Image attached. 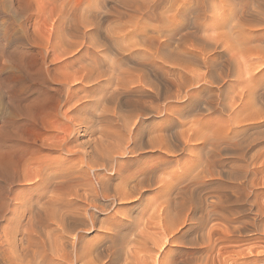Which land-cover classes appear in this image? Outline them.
Instances as JSON below:
<instances>
[{"label":"bare ground","instance_id":"obj_1","mask_svg":"<svg viewBox=\"0 0 264 264\" xmlns=\"http://www.w3.org/2000/svg\"><path fill=\"white\" fill-rule=\"evenodd\" d=\"M39 1L36 18H39L40 20H38L42 22H39L40 25L43 24L42 27L40 26V29L35 30L38 31L41 36L40 45L43 49V52L37 53L40 56L39 67L37 68L36 73L27 68L25 62L22 60L23 52H18L17 56H15V52H13L14 55L11 52V54H7L10 59L15 56V62H13L14 65H12L14 66V72H12V74H15L14 77L17 79V84L13 90L12 102L9 105L7 104L8 107L6 106L5 112L2 113L4 122L2 124L1 136L2 139H8L14 136V148L22 151L23 149L28 148L21 144L22 137H24L22 136V129L28 126L36 127V124L39 123V129L41 130L42 128V131L39 130L40 148L46 149L48 152L46 151L47 153L39 154L38 152L40 150H38L35 151L37 156L28 158H23L20 155L18 160L10 163H8L7 160L1 159L0 176L6 181L17 180L19 182H26L27 184L35 183L37 188H41L42 191L38 189L40 192L43 193L44 189V192L47 191V193L49 192V194H52L51 196L47 194L49 195L48 201L40 202L39 205L36 203L38 205L37 208L42 209L48 214H45V217L51 215L53 218L55 224L53 230L49 228L50 225L49 227H47L48 225L45 226L46 222L44 221L43 225L47 227L48 230L50 229L49 233L51 231V233L55 235L54 238L56 241L53 239L55 241V247L59 245L58 248L64 250L68 245L70 246V251L60 250V252L63 251V253H58L59 250L53 247L52 249L58 250H53V252L55 251L58 254H61L60 258H62L63 261L64 259L69 260L70 257H72V259L74 258L75 264H223L220 260H208L206 255L212 248L209 245L204 244L197 247L194 243L198 242L195 240L192 241V239L189 240L190 243H187H189V245H195L196 247H183L184 245H180V243L183 242V240H180L182 233L199 227V225L203 223L205 215L209 213L207 208L204 210L202 209L203 206L201 207V201L198 199L199 192L207 187V182L204 181V178L202 180L198 179L199 181L196 180V182L190 181L192 183L188 182L189 185H182L183 187L180 188L177 187L176 191L174 189L175 192L172 190V187L176 180H180L179 178H181L182 175L184 176L187 172H190L189 169L195 171L194 169L198 168L204 163V161L207 163V169L205 172L207 171V173H209L208 175L211 173L213 174L210 170V166L212 165L209 163L217 165L221 162V154L226 151L225 146L227 145L224 146V139L225 137L227 138L228 134L224 131L218 132V129L216 132L217 135L214 133L215 135L213 134L214 136L212 138L209 136L207 137L208 133L205 134V131L202 132L203 130H198L199 125H197L198 129L195 128L196 122L191 124L192 126H189V129H185L186 127H184V129H178V131L175 129L178 128V125L180 127L185 125L184 121H182L184 111H190L194 107L200 106L203 111L210 113L213 109L222 104L221 93L222 89H224L223 87L227 85L226 78L231 77L234 74L230 72L229 67L226 70H221L220 73H216L214 70V68H217V52L223 50L221 49V44H219V42L222 37L225 39V42L226 40L229 41L227 43L229 46H232L231 43L234 41L241 46L242 49L243 46H245L247 48L244 47V49H249L250 51L252 46L249 45H251V38L254 35L253 32L255 29L251 27V23L249 24L251 15L249 16V12L246 9V3L248 0H116V3L118 2L122 8L119 10L116 9V11L111 10L112 12H116V17H113V19L115 18L119 24H117L118 28L113 24L117 29V36L131 35L134 37L132 40L135 39V37L140 38V42L148 52H129V50L135 48L136 45H140L137 44V41L135 40L136 45L132 42L135 47L131 45V47L133 46L132 48L130 47L131 49L124 45V48L126 49H122L125 50V52H96L95 49L94 52H89L90 50L92 51L91 48L88 52H74L80 39L76 43V40H69V38L67 39V36L73 38L75 35L77 36L78 33L82 32L85 34V29L88 26H93L94 19L100 16L96 15L97 11H100L98 8L100 9L106 0H86L84 5H80V3H76L72 0ZM235 1L239 2V4L241 3V6L237 5L240 9L236 12L231 9V6H234L232 4L233 2L235 3ZM217 2L220 3L219 6ZM254 2L261 1L255 0ZM78 10L80 11V16L83 17V14L86 13L85 16L88 17H85V23L83 20V24L75 21V19H77L76 17L79 16V12H77ZM101 12H103V10ZM112 14H110V16ZM67 18L70 20L68 25L65 21ZM86 19L90 21V24L86 22ZM81 20L82 18L79 19V21ZM91 20H93L92 23ZM116 21L114 20V22ZM35 22L37 23V21ZM109 22L111 21L109 20ZM114 22L112 21L111 23ZM107 30L109 33V29ZM198 32L202 35H197L196 33ZM117 36L115 38H117ZM191 36L195 37L196 41L194 38L193 39L196 44L192 42V39L190 40ZM213 38H219V40ZM73 39L77 38L74 37ZM126 41L127 40H125V42ZM82 42L80 43L81 45H83ZM128 44H130V42H128L127 45ZM87 45L88 44L84 46L86 47ZM104 45L106 46V43ZM101 46L103 45H99V47ZM237 46L235 47L237 48ZM238 48L240 49V47ZM227 49H229V47ZM116 50H118V48ZM135 54L139 55L141 60H144H139L141 62L137 60L138 62L135 63V65L129 66L128 61L132 60V56ZM47 60L50 64H47ZM132 61L135 62L134 60ZM228 61L230 64L235 63L237 60L228 55ZM163 63L167 66H163ZM194 64L205 69L206 76L204 78L201 74H195L196 72H194L191 67ZM63 68L70 70L60 71V69ZM56 69L57 71H60H58L59 74L57 72V76L48 77L51 79L50 81L55 83L53 87L47 88L50 92L46 89L36 92L34 78L37 77L43 81V77L50 76V71ZM205 73L203 72V74ZM241 75L242 74H237L236 77L241 78ZM201 76L204 80L201 79ZM254 78L255 77H249L246 78V80L245 78H243L244 80L241 78V82H245L243 85L248 97L250 94L255 95L258 90L257 82H255L257 78L255 80ZM200 80H203L204 82L202 81V83H200ZM205 83H216V88L212 85L209 86L217 89L212 92L213 89L210 88L212 90L207 97H204V90L207 89ZM260 86L258 85V87ZM263 87L264 86L260 88ZM182 89L184 93L183 98L186 96L184 100L187 101L188 105L181 110V108L173 107L170 100L175 97V95L177 97ZM145 91H150L158 101L161 97L164 98L165 102L161 104L159 103L160 101H140L141 99L133 101L135 102L133 104L124 102L122 104L127 109L123 106L124 110L120 113L122 115H119L116 119L115 113L117 111L115 112L113 110L114 108H112V106L110 107L109 104L111 102L116 103L121 95H128L131 92L141 93ZM261 91L263 92V89L260 90V92ZM262 92L259 93L260 97L258 96V98H261L262 95L264 96V93ZM250 97L251 99L253 98L252 96ZM44 100H50L51 105L48 106V109L44 110L45 116L43 120L35 119L33 114L34 105H41ZM89 105L91 107H89ZM9 106L11 108H9ZM116 106H118V104ZM117 114L119 113L117 112ZM158 114H165L166 116L164 118L165 122L160 125V127L163 128L160 129L156 126L152 127V129H147V118L150 115ZM93 128L95 130H93ZM88 129L91 130V133L94 134L97 132V134H94L95 136L92 137V142H88V147L84 146V148H82V145L78 143V139L81 135L87 133ZM213 130L209 129V131L212 132ZM190 143H194L195 148L192 147ZM231 145L236 146L237 144L233 143ZM175 146H177L176 149L174 148ZM205 146L209 148L207 149ZM203 147L208 151L206 158L204 157L205 159L201 155V152L203 151H201V149ZM234 147H232L233 150ZM144 148H150L153 151L156 149L157 151L166 154V156L162 155L148 161L141 160L140 151ZM172 148L175 153L176 151H179V153L184 151L192 153L193 158L189 159V164L187 166L185 165V168L183 167L181 175L178 173V169L168 173L162 171L163 167L171 165L172 161L170 157L174 154L171 153ZM192 148L196 152L193 151ZM64 151L75 155V165L70 167L64 165L63 160H65V158L61 156V153ZM126 155L127 158L125 161L118 160L119 157L122 158ZM85 164H87L85 166L88 169L87 171L85 168V170H83V165ZM101 171H103V173H100ZM106 171L110 172L108 175L115 178L116 182H109L111 176H106ZM88 172L95 173V182L87 177ZM40 185H42V187ZM148 191H154V197L150 200L148 199L146 205L148 208L147 210H152L151 215L148 213L145 214L143 211H137L134 213L132 207L140 204L139 201L144 199V196ZM174 194L182 195L183 198L180 197L178 199H181L180 201L184 199V201L179 203L177 200V203ZM215 194L216 193H214V195ZM217 194L216 196H218ZM193 195H195V199ZM225 196L223 198L227 199L228 197ZM105 198L108 199L105 200L108 201L105 205H99L97 203L100 199L103 200ZM187 198V203H185ZM222 201L225 202L224 199ZM114 202H117L122 206L124 205V209L119 210L118 213L114 214L116 215V218L115 220L112 219V222L107 221L104 223L105 220H102L99 227L102 228V230L104 228L105 231L111 232V234L107 233V239L109 238L111 240V238H113L115 246L117 249L119 248L118 251L120 252L116 255L115 253H117V251L115 250V253L112 251L118 259L115 262H110V258L106 261H102L104 256L102 253L106 249H104V246V248L101 249L100 245H103V243L105 244V241L107 240L104 242L102 241L103 243L98 241L93 244L92 242L94 241H89L91 244L87 245V243H85L86 245L84 246V244L82 245L84 236L82 237L79 235V232L82 230V227L85 226H89L92 229L94 228L96 222V217L94 216L96 215H94L95 212L93 213V209L96 210L97 208H101L103 210L105 206L112 209ZM211 205L213 206V209H216L213 204ZM218 205L217 208L219 207ZM108 211H110V209ZM106 214H109V216H106L109 218L113 216V212H108ZM51 217H49V219ZM45 219L46 218L43 220ZM49 219L45 221H49ZM50 221L52 220L50 219ZM233 221L236 223L235 220ZM147 225H152L151 228L153 227L154 229H157L155 233L149 234V232H151L149 231L148 233L143 234L142 228ZM203 225L205 224L203 223ZM233 225L236 226V224ZM239 227L241 228V226L237 225L234 229H238ZM14 230L16 231L17 229ZM24 230L28 231V226ZM31 230L33 231V229H30V231ZM44 230L42 233H44ZM11 233L14 232L11 231ZM31 233L30 236L32 235L35 238L38 236H34L33 233ZM67 235L72 237V241H69L70 239L67 240ZM15 236L13 237L15 238ZM13 237L11 235L6 237L8 243H12L14 240L16 241V238L14 239ZM44 237L46 238V236ZM44 237L42 238L45 239ZM100 237L102 239L104 236L102 235ZM20 238H22V240H20L22 241L21 243H26L27 246L29 240L25 238V242L23 237H19V239ZM52 238L53 237L51 236L49 237L48 244ZM104 239H106V237ZM35 240L34 241L38 243V239ZM59 240H62V242H59ZM166 242L168 245L173 244L174 249H165L163 244L165 245ZM32 243L34 245V242ZM45 243H47V241ZM201 244H203V242ZM0 245L4 246V244L1 243ZM19 245L23 247V244L19 243ZM44 245L42 244L41 247H44ZM10 247L12 248L13 245H10L9 248L7 247L5 249H9L10 251ZM28 247L27 249H32ZM37 247L34 249L37 250ZM44 248L43 251L47 249ZM111 248L112 246L109 250H111ZM153 248L157 250V256L154 255L152 257L150 256L151 254H147L146 252H149ZM188 248L190 250H188ZM25 249L24 244L22 250ZM40 249L41 248H39L38 251H40ZM52 249L49 248V252ZM198 249L204 254L202 258L193 260L191 257H186V253L193 250V252H196ZM31 251L33 252V250ZM141 251L142 253L144 252L146 256H143L142 253H140L142 256H139L138 253ZM13 253L14 251H10L8 255H16V253L14 255ZM34 253L35 252H33V254ZM42 253L44 254L41 250L40 254ZM30 254L32 256V253ZM43 254L40 255V257H44L47 252L44 255ZM17 255L19 256L18 253ZM54 255H56V253H54ZM92 255L94 256V259L91 257ZM26 257L20 258L23 259ZM51 257L49 259L53 258ZM87 257L89 258L86 259ZM151 257L152 259H149ZM7 258H9V256ZM28 259L29 258H26L24 260L26 261ZM34 259L37 261V258ZM54 259L55 258H53V261ZM58 260H56V262ZM29 261L30 260L27 261L28 264L32 262V264H37L38 262L35 260H31L32 262ZM48 261L49 263L55 262L52 260ZM14 262L18 263L19 261ZM59 263L62 264L60 261L56 264Z\"/></svg>","mask_w":264,"mask_h":264},{"label":"rangeland","instance_id":"obj_2","mask_svg":"<svg viewBox=\"0 0 264 264\" xmlns=\"http://www.w3.org/2000/svg\"><path fill=\"white\" fill-rule=\"evenodd\" d=\"M32 1L33 0H0V162H2V160H7L8 163L14 162L15 160H18L20 155L23 158L35 157V156H37V154H35V151H38V150H40L38 152L39 154L40 153L44 154V153L48 152L46 149L40 148L39 132L42 131V128H41V130L39 129L40 128L39 123L36 124L37 125L36 127L28 126V127H25L24 129H22V136H24V137H22V140H24V141L21 140V144H22V146L28 147L27 149H23L22 151L14 148V143H15L14 136H12L11 138H8V139H2V136H1L2 124L4 122V118H3L2 113L5 112V107L6 106L8 107V105L12 102L11 99L13 96L12 94L14 92L13 90L17 84V82H16L17 79H16V77H14L15 74H12V72H14V68H13L14 66H12V65H14L13 62H15L14 57L18 55V52H23L22 60L25 62L27 68L31 69V71L33 70V72L35 71V73H36L37 68L39 67V62H40V56L37 53L43 52V49L40 45L41 36L39 35L38 31H35V30L40 29V26L42 27V25H43V24L40 25V23H42V22L39 21L40 20L39 18H36V16H37L36 11H37V7H38L40 1L39 0L38 1L34 0L33 2ZM72 1H74L76 3H80V5H84L86 0H72ZM109 1L106 0L105 2H107V3L104 2L102 4V7H100V9L98 8V10H100V11H97L96 15L97 16L100 15V16L98 18L96 17L94 19V25L93 26H88L85 29L86 30L85 34H83L82 32L78 33L77 36L76 35L74 36L77 39H73L74 37L72 38L70 36H67V39L69 38V40H71V39L74 41L76 40V43L80 39V41H78V46L74 49L75 50L74 52H88L90 50V48L92 49V51L90 50L89 52H94V49L96 52H119V51L125 52V50H123V49H126V48H124V47L128 46V48H130L131 45L134 46L135 41H137L136 43L140 44V45L137 46L135 44L136 47L135 46L134 47L136 48V50H135V48H132L133 47L132 46L131 47L132 49L130 48L131 50H129V52H132V51L133 52H138V51L139 52H148L146 50V48L144 49L142 43L140 42V38L135 37V39L132 40V38H134V37H132L131 35H128V36L121 35V37H120V35L117 36V29L115 28V26H117L118 22L116 21L115 18L113 19V17H116L115 16L116 12H112V11H114V10L116 11V9L119 10L122 8L118 4V2L116 3V0H111L110 2ZM254 1L255 0H248L246 3V9L249 12V16L251 15L250 16L251 20H250L249 24L251 23V27H253L255 29V31L253 32L254 35L251 38V40H252L251 45H249V46H252V48L253 47L254 48L253 49L251 48L249 51V49L248 50L244 49L245 46H243V49H242V47L239 46L234 41H232V43L230 41L232 46H229V44H227L229 41L226 40V42H225V39L222 37L220 38V42L218 41L219 44H221V49H223V50L220 49L221 51L217 52L218 53L216 55L217 56V59H216L217 60V65H216L217 68H214V70L216 73H220L221 70L222 71L226 70L229 67L230 72L232 74H234L232 76L230 75L231 77H228L229 79L226 78L227 79V85L225 87H223L224 89H222V93H221L222 94L221 95V103L222 104L219 105V107L213 109L210 113L203 111V109L200 106L194 107L190 111H187V110L184 111L183 110L184 111L183 112L184 117H182V121H184L185 125H183L182 127H180L178 125L177 126L178 128L175 129L177 131H178V129L180 130L181 128L184 129V127H186L185 129H189V126H192L191 124L196 122L195 128H197V125H199L198 126L199 129L198 128L197 129L199 131L203 130L202 132L205 131L204 132L205 134L208 133L207 137L209 136L210 138H212L216 134L218 129H219L218 132L224 131L229 136V137L227 136V138L225 137V139H224L225 143L223 142L224 146L226 144L227 145L225 146L226 151L221 154V162H220L221 164L218 163L217 165H215V164L209 163L210 165H212V166H210L211 168L214 165V167L212 169L209 167L211 172H213V174L211 173L210 175H208L209 173H207V171L205 172V170L207 169V163H205V161H204V163H202L198 168L194 169L195 171H191L189 169L190 172H187L186 175H184V176L182 175V177L179 178L180 180H178V181L176 180L177 182L175 181L174 185L172 187L173 188L172 190L174 191V189H175V191H176L177 187L180 188V187H183L182 185H189V183L196 182V180L199 181V180H202L204 178V181L207 182V187L204 188L203 190H201V192H199V194H198V196H199L198 199L201 201V203H200L201 207L203 206L202 209L204 210L205 208H207V210H209V213L207 215H205L204 220H203V223L205 225H203V223H202L201 225H199V227L195 228L194 230H190L192 232L185 231L184 233H182L180 240H183V242H181L180 245H184L183 247H193V246L196 247L195 245H197V247H199L200 245H204V244L209 245L212 248L209 251V253L206 255L208 260L209 261L220 260L221 262H223V264H264V96L262 95L263 97L261 96V98H258L259 93L262 92V91L260 92V90L263 89L262 93H264V87L260 88V87L264 86V4H263L264 0H260L261 2H254ZM235 3L233 2V4H232L235 7L231 6V9L234 12H236V11H238V9H240L239 6L237 7V5L241 6V3L239 4V2H236V1H235ZM117 4H118V6H117ZM219 5H220V3H218V6ZM104 6H105V8H104ZM33 7L34 8L36 7L35 8L36 10ZM108 9L110 11L111 10L112 11L110 12ZM28 10L29 11L31 10V11L29 12ZM102 10L104 13L101 12ZM34 11H35V13H34ZM77 12H79L78 14L80 16V11L78 10ZM102 13H103V15H102ZM34 14H36V15H34ZM110 14H112L114 16H112V15L110 16ZM85 15H86V13L83 14V17L80 16V18H82L81 21H79L80 18H79V16H77L76 17L77 19H75V21H78V22H80V24H83L82 22L84 20V23H85V17L88 18ZM105 15H109V16H105ZM100 17H102V18H100ZM250 17H249V19H250ZM98 19H100V20H98ZM68 20H69V18H67L65 20L67 25H68V22H70V20L69 21ZM109 20L111 22L112 21L114 22V20H115L116 22L111 23V22H109ZM35 21H37V23ZM92 21L93 20H91V23H92ZM86 22L89 23L90 21L86 19ZM47 26L49 27L48 24H47ZM90 27L91 28L93 27L92 30ZM95 27H97V28H95ZM117 28H118V26H117ZM96 29L98 32L96 31ZM107 29H109V33L107 32L108 31ZM111 33L114 36H112ZM198 33H196V34L202 35V34H200V32H198ZM103 34L106 36L109 34L108 35L109 37L108 36L106 37ZM116 36H117V38H115ZM130 37H131V39H130ZM193 38L195 39V37L191 36L190 40L192 39V42L194 43ZM213 39H216V38H213ZM213 39H211V40L214 41ZM82 40H83V42H82ZM109 40H110V42H109ZM114 40H117V41H114ZM125 40H127V41L125 42ZM130 40H132V41H130ZM216 40H219V38H217ZM103 41H104V43H103ZM195 41H196V39H195ZM81 42L83 43V45L80 44ZM128 42H130V44L127 45ZM105 43H106V46L104 45ZM86 44H88L89 46H92V47H89L87 45L86 46L88 48L87 49L84 46ZM118 44L119 45L121 44V45L119 46ZM194 44H196V42ZM99 45H103V46L99 47ZM222 45H223V48H222ZM233 46H234V48H236L235 46H237V48L234 49ZM116 47L118 48V50H116L117 49ZM228 47H229V49H227ZM230 47L232 48V50ZM238 47H240V49ZM80 48H81V50H80ZM98 48H99V51H98ZM105 48H106V51H105ZM245 48H247V47H245ZM241 50H243V51H241ZM244 50H246V51H244ZM10 52L16 53L13 58L11 57L13 60L10 59L7 55L8 53L11 54ZM13 55H14V53H13ZM219 55H220V58H219ZM228 55L230 57L236 59L237 63L235 62V63L229 64L228 63L229 62L228 61ZM137 57L140 59H138ZM132 60H134L135 62H133ZM132 60L128 61L129 66L135 65V63H137L139 60H141V57L139 55L135 54L132 56ZM143 60H141V61H143ZM141 61H139V62H141ZM218 61H220V62H218ZM48 63H49V61L47 62V64ZM164 65L167 66L166 64L163 63V66ZM191 67L194 70V72H196L195 74H197V75L201 74L203 76V78L206 76L205 69H203L202 67L197 66V64H194ZM69 70L70 69H66V68L60 69V71H69ZM58 71H57V69L51 70L50 76L43 77V81L38 79L37 77H35L34 78L35 91L37 92V91H41L43 89H46L48 92H50V90H48L47 88L53 87L55 85V83L50 81L51 79H49V78L53 77L55 75L57 76L60 72V71L59 72ZM57 72H58V74H57ZM203 72L205 74H203ZM53 73H54V75H53ZM237 74H239V75L242 74L241 78L242 79L245 78V80H246V78H249V77H255L254 80L257 78L255 82H257V89L258 90L256 92L258 93V95H257V93L255 95L250 94L249 97L252 96L253 98L252 99H251V97L249 98L248 95H246V89L243 85L245 82L242 83L241 82L242 79L236 77ZM202 76H201V79H203ZM203 80H200V83H202ZM258 82H259V84H258ZM209 85L215 86L216 83L215 84L205 83V87L208 90L207 89H206L207 91L204 90V92H205L204 97H207L208 94L211 93L212 89H213L212 92L217 90V89H215L216 86H215V88H213L212 86H209ZM258 85L259 86L261 85V86L258 87ZM210 88H212V89H210ZM179 95H181V96H179ZM179 95H177V97L175 95V97H173L170 100V102H171L173 107L181 108V110H182V109H184V107H186V105H188V103L186 100H184L186 96L183 98V95H184L183 89L181 90V93ZM242 96H244V97H242ZM138 99L139 100L141 99L140 101H153V102H159L160 101L159 103H161V104L165 102L164 98H162V97L158 101L150 91H145V92H141V93L140 92H131L128 95L127 94L121 95L118 100L116 99L117 102L115 100L116 103L111 102L109 104L110 107L112 106V108H114L113 110L115 112L117 111L119 113V114H117V112L115 113L116 119H117V117H119V115H122L120 113L122 112V110H124V108L127 109L122 103L128 102V103L133 104V103H135L133 101L138 100ZM115 104L116 105L118 104V106H116ZM50 105H51L50 100H44L41 105H37V104H36V106L34 105L33 114L35 116V119L43 120L44 116H45L44 110L48 109V106H50ZM123 106H124V108H123ZM89 107H91V106L89 105ZM9 108H11V107L9 106ZM165 117H166L165 114L164 115L163 114L150 115L147 118L148 124H147L146 128L152 129V127L157 126L160 129H162L163 127H160V125L163 122H165V120H164ZM201 125H202V127H201ZM187 126H188V128H187ZM208 128L210 130L214 129L213 132L209 131ZM95 129H96V127H95ZM95 129L93 128V130H95ZM172 131H174V130H172ZM94 134L96 135L97 132H95ZM94 134L91 133L90 129H88L87 133H84V135H81L79 137L78 143H80L82 145V148H84V146L85 147L89 146L88 142L89 141L92 142V137L95 136ZM210 138H207V139H210ZM25 139H27V140H25ZM233 143L237 144L236 146L239 148H237L235 145L232 146L231 144H233ZM190 144L192 145V147L195 148L194 143H190ZM205 147H203L201 149V151L203 150L201 152V155L203 158L204 157L206 158V156H207L206 154L208 153V151H206V150L209 148V147L208 148L206 147L207 148L206 149ZM232 147H234V150L232 149ZM174 148L176 149L177 146H175ZM150 150H151L150 148L149 149L148 148L142 149L140 151V153H141L140 159L148 161L150 159L152 160L153 158L155 159L156 157H159L162 155L166 156V154H164L163 152L157 151L156 149L154 151L153 150L150 151ZM193 151H195V150L193 149ZM241 152H242V155H241ZM171 153H174L170 157L171 161H172L171 165L163 167L162 171L168 173V172L174 171L175 169H178L177 171L181 175L183 172V170H182L183 167L185 165L187 166L189 164L188 162H189L190 158H193L192 153H190V152L188 153V151H184V152H180V153H179V151L178 152L176 151V153H175L173 148L171 150ZM61 156H63L65 158V160H63V161H64V165L66 167H70V166L76 164V159L74 157L75 155H72V154L64 151L61 153ZM237 157H239V158H237ZM119 158H118L119 161H125L127 158V155L122 157V158L121 157H119ZM205 164H206V166H205ZM86 165L87 164L83 165V170L86 169V171H87L88 169L85 167ZM100 173H103V171H101ZM109 173L110 172L106 171L105 172L106 176ZM94 174L95 173L88 172V174H87L88 176L87 175L86 176L89 177L93 182H95L96 179H95ZM204 174L207 176H205ZM108 176H111V175H108ZM207 177H209V178H207ZM110 179H109V182H111V183L116 182V179L113 178L112 176ZM190 181H192V182H190ZM36 186L37 185L35 183L27 184L26 182H19L17 180L16 181H6L0 176V243L4 244V246L6 245L5 248H7V247L9 248L10 245H13L14 249H13V247L12 248L10 247L12 249V250L10 249V251L11 252L14 251L13 255L16 253V255H14V256H12L11 254L8 255L10 253L9 249L7 250L4 248L3 245H0V264H18V263L19 264H26L28 260H30V261L35 260L36 261V259H34V258H37V261L39 262L38 263L36 261L37 264H54L56 262V260H58V259L59 260L56 263H58L60 261L62 264H64V263L65 264H73V262L75 264L74 258L72 259V257H70L69 260L64 259L65 262L63 261L62 258H60L61 254H58V253L60 252V250H63V249L58 248L59 245L57 244V242H56V244L58 246L55 247V241H56L54 238L55 235H53L51 233V231H50L51 234L49 233L50 229L53 230L55 228L53 218L50 215L49 217H51L50 219L52 220V221H50L48 216L45 217V214L46 215H48V214L45 211H43L42 209L37 208L40 202L48 201V196L49 195L51 196L52 194L51 193L49 194V192L47 193V191L44 192V189H43V193H42V192H40V191H42L41 188H37ZM40 186L42 187V185H40ZM232 191H233V193H232ZM214 193H216V194L218 193L217 194L218 196H216V194L214 195ZM220 193L224 196L226 195L225 197H228V198L227 199L223 198L224 196H222ZM47 194H49V195H47ZM174 196L176 197V199H175L176 202H177V200L179 203L184 201V199H182V201H180L181 199H178L180 197L183 198L182 195L174 194ZM193 196L195 199V195H193ZM219 196L220 197L222 196V197L220 198ZM153 197H154V191H150V192L148 191L144 196V199H143L144 201L143 200L139 201L140 204H137V203H139V202H137L136 203L137 205L134 204L136 206L132 207L133 212L135 213L137 211L138 212L143 211V212H145V214L148 213L149 215H151L152 210L151 209L147 210L148 208L146 205H147V200L148 199L150 200ZM216 197H217V199L218 198H220V199H218V201H217ZM101 199L99 200L100 202L97 201V203L99 205H103V204L105 205V203H108V201H105V200H108L107 198H105L103 200H101ZM223 199H224V201L226 199V201L223 202L222 201ZM187 200H188V198L186 199L185 203H187ZM218 202H220V203H218ZM36 203H38V205ZM114 203H113L112 209L107 208L106 206H105V208H103V210H105V211H103L101 208H97L96 210L93 209L92 210L93 213L97 212L96 214L94 213V215H96V216H94V217H96L95 218L96 222H95L94 228L92 229L89 226H85V227H82V230H80V232H79V235H81L82 237L84 236L83 240H82V245L84 244V246L86 245L85 243H87V245H88V244H91L90 242H92V241H94V242H92V244H93V243L98 242V241L103 243L105 240H107V241H105L106 242L105 244H108V245H105L104 243H103V245L102 244L100 245L101 249L104 247H105L104 249H106L102 253L104 255L102 258V261H104V260L106 261L110 258L109 259L110 262H115L116 260H118L116 255H118V252H120V251H118L119 248L118 249L116 248L115 243L113 241V238H111V240L109 238L107 239L108 234H111V232L105 231L104 228L102 230V228L99 227L101 225L100 222L102 220H105L104 223H106L107 221L112 222V219L115 220V218H116V215H114V214L118 213L119 210L124 209L123 208L124 205L122 206L121 204H118L117 202H114ZM211 204H213L214 208H216V209H213V206ZM34 205H37V206H34ZM208 205L210 206V208ZM217 205L219 206L218 208H217ZM32 206H33V208H32ZM211 208H212V210H211ZM109 209H110V211H108ZM214 211H215V214H214ZM108 212L109 213L113 212V216H111L110 218L106 217V216H109V214L108 215L106 214ZM146 216H148V215H146ZM44 218H46L45 220L49 219L50 222L43 220ZM233 220H235L236 223H234ZM43 221L46 222L45 226L48 225L47 227H49V225H50L49 230L47 227H45L43 225L44 224ZM233 224H236V226L237 225L241 226V228L239 227L238 229L237 228L234 229V227H236V226H234ZM51 225H52V227H51ZM27 226H28L29 233H28V231H26L27 229L24 230L25 228H27ZM53 226H54V228H53ZM151 226L152 225H147L146 227H143L142 228L143 234H146L149 231H151V232H149V234L155 233V231L157 229H154L153 227L151 228ZM232 226H233V228H232ZM12 228L17 229L16 230L17 232L21 231L22 233L21 232L17 233ZM34 228H35L36 232H35ZM45 228H47V229H45ZM30 229H33V231L32 230L30 231ZM44 229L46 230V233H45ZM85 229H86V231H85ZM5 230H6L7 234L5 233ZM43 230H44L45 235H44V233H42ZM146 230H148V231H146ZM11 231H13L15 234L11 233ZM31 232L33 233L34 236H36V235H38V236H36V238L33 237L32 235L30 236ZM21 234H22V236H21ZM189 234H190V236H189ZM8 235L9 236L11 235L12 237L16 235L15 236L16 241L14 240V242L12 241V243L9 242V243H11V244H9L8 240H6V237ZM41 235H43V236H41ZM99 235L104 236L102 238L103 240L101 239V237ZM29 236H30V238H29ZM44 236H46V238L47 237L48 238L46 239ZM50 236L53 237L52 239H50L51 243L49 242V244L51 246L48 244V241H49L48 239ZM19 237H23L25 242H26L25 238L28 239L30 243L27 242V246H26V243H21L22 241H20V240H22V238L19 239ZM42 237H44L45 239H43ZM99 237H100V239H99ZM105 237H106V239H104ZM34 238L38 239V243L35 242L37 240H35ZM66 238H67V240L70 239L69 241H72L71 240L72 237L70 235H67ZM39 239H40V242H39ZM190 239H192V241L195 240L198 243H194L195 245L190 244L191 245L190 246L189 245ZM45 240L47 241V243H45L46 242ZM52 241L54 242V244ZM109 241L110 242L112 241V242L110 243ZM18 242L20 244H23L22 245L23 247H21V245H19ZM32 242H34V245ZM59 242H62V240L61 241L59 240ZM187 242H189V243H187ZM202 242H203V244H201ZM109 243L112 246L113 250H112V248H111V250H109L111 247L109 245ZM24 244H25L26 249L28 246H29L28 248H32V249H27V250L25 249L26 251L22 250L24 248ZM30 244H32V245H30ZM42 244L43 245L46 244V245H44L45 248L50 246L49 248L52 249L53 247H55L59 251L56 249H52L49 252V248H47L48 249L47 250L44 247H41ZM47 244H48V246H47ZM69 244H70V242H69ZM113 244H114V247H113ZM35 246L36 247L38 246L37 250H35L36 249ZM163 246L165 247V249H167V248L174 249L173 248L174 245L173 244L168 245L167 242L165 245L163 244ZM20 248H22V249H20ZM39 248H41L40 251H38ZM43 248L45 249L44 251H43ZM31 250H33V252H35L34 253L35 256ZM41 250H42V252H44V254L47 252V254H49L50 256L47 254L44 255L42 253L44 255V257L43 256L40 257V255H42V254H40ZM53 250L58 251V253L55 251L53 252ZM64 250L70 251V246L68 245L66 247V249H64ZM115 250L117 251V253H115L116 252ZM188 250H190V249L188 248ZM8 251H9V253H8ZM63 251L60 253H63ZM112 251H114L113 253H115L116 255L113 254ZM156 251L157 250L153 248L149 252H146V253L151 254L150 256L153 257L154 255L157 256ZM193 251H191L192 253L189 251L188 252L189 254L186 253V257L187 256L191 257L194 260V259L202 258V256H204L203 252L200 251L199 249L196 252H193ZM104 252H107V253L111 252V253L107 254ZM201 252H202V254H201ZM17 253L19 254V256L17 255ZM28 253L29 254L32 253V256H31V254L29 255ZM54 253H56V255H54ZM140 253H142V251L138 253L139 256H142V255L146 256V254L144 252H143L144 254L142 253V255ZM27 254L29 255V257ZM57 255H59V256H57ZM6 256L7 257L9 256V258H7ZM30 256H31V258H30ZM51 256L53 258H55L54 259L55 262L53 261V258ZM20 257H26L29 259L25 261L24 259H26V258L21 259ZM50 257L52 259H49ZM91 257H93V259H94L93 255ZM152 257L149 259H152ZM45 258H47V259H45ZM88 258L89 257H87L86 259H88ZM11 259H12V261H11ZM70 259H71V261H70ZM13 260L19 261V262L17 263V262H14ZM39 260L40 261L42 260V261L40 262ZM48 260H52L54 263H52V262L49 263ZM10 262H12V263H10ZM20 262H22V263H20ZM70 262H72V263H70ZM32 263H30V264H32Z\"/></svg>","mask_w":264,"mask_h":264}]
</instances>
